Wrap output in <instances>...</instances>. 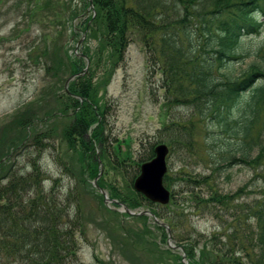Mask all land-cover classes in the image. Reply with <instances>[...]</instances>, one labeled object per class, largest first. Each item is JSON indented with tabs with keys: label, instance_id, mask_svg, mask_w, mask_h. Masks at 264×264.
<instances>
[{
	"label": "trees",
	"instance_id": "16d2710c",
	"mask_svg": "<svg viewBox=\"0 0 264 264\" xmlns=\"http://www.w3.org/2000/svg\"><path fill=\"white\" fill-rule=\"evenodd\" d=\"M92 1L94 8L89 0H82V13H73L72 19L85 17L82 35L86 32V38L96 39V50L87 41L81 48L93 67L71 80L68 91V77L87 66L86 58L76 52L71 56L59 38L44 39L39 51L32 48L37 51L36 65L42 64L53 86L59 88L52 90L53 102L44 106L42 116L31 106L16 113L11 122L15 136L0 146V264H81L77 239L86 228L82 201L85 196H96L88 180L98 176L100 160L128 174L136 162L121 156L123 146L113 158L106 148L109 106L103 100L136 39L147 51L152 75L162 72L161 88L171 106H186L198 117L191 125L193 130L197 123L202 125L204 161L213 169L210 174L197 173L178 181L167 173L164 183L172 198L166 205L153 203L134 189L140 166L154 156L155 144L174 145L180 125L173 121L165 127L169 137L151 145L135 163L129 192L112 188L110 197L135 211L151 209L177 239L182 232L180 216H189L180 215V190L196 216H210L217 222L210 234L195 229L189 236L180 234L178 240L185 241L193 264H264V49H243L245 37L264 27V0ZM87 12L92 13L86 17ZM248 57L253 60L241 70L238 65ZM60 117L65 122L59 128L56 123L43 131L33 128L37 122L48 124ZM183 128L181 136L188 137L194 147L192 131ZM55 138L65 155L78 154L79 173L66 194L62 178L48 177L41 163L45 149H57ZM24 154L28 166L22 165ZM58 159L67 170L63 157ZM236 165L254 169L251 182L235 192L218 190L214 174ZM49 179L53 184L48 189ZM99 184L108 187L102 179ZM136 217L145 224L140 235L150 232L146 225L150 218ZM156 227L168 236L163 226Z\"/></svg>",
	"mask_w": 264,
	"mask_h": 264
},
{
	"label": "rangeland",
	"instance_id": "374dc122",
	"mask_svg": "<svg viewBox=\"0 0 264 264\" xmlns=\"http://www.w3.org/2000/svg\"><path fill=\"white\" fill-rule=\"evenodd\" d=\"M82 10V0H0V146L15 136L11 122L16 113L31 106L32 110L42 116L44 106L53 102L52 90H58L59 87H54L42 64L36 65L37 51L34 53L33 49H38L39 45L40 49L43 48L44 39L52 42L59 38L60 44L72 56L78 41L83 38L82 22L85 20V17L72 19V15L75 12L82 13ZM91 13L87 12L86 17ZM86 37L81 44L82 50L87 42L91 49L96 50V39ZM260 47L264 49V27L258 34L245 37L243 42V49L248 52ZM252 60V57H248L238 67L242 70ZM92 67L91 63L90 69ZM162 78V72L152 75L147 51L143 43L136 39L130 44L126 62L115 72L103 99L109 106L106 148L113 152V158L116 154L120 155L119 148L123 146L125 152L121 156L128 155L137 162L146 156L151 145L169 137L171 133L165 132V127L174 121L180 125V131L175 132L174 145H169L172 151L167 158L168 174L177 177L178 181L197 173H212L213 166L204 161L201 146L203 127L197 123L193 130L191 125V122L194 124L198 121V117L186 106H171L165 89L161 88ZM64 122L65 119L60 117L48 124L37 122L33 128L43 131L53 123L59 128ZM184 126L193 133L194 147L190 146L188 137L181 136ZM54 137H57V132ZM55 140L57 149H45L41 163L48 177L62 178L61 189L66 194L74 186L75 177L79 173L78 154L65 155L64 149L60 151L58 138ZM60 155L68 166L67 170L58 159ZM23 156L22 165H27L28 158L26 154ZM100 161L102 175L98 183L101 179L107 183L108 195H111L112 188L128 193L129 178L137 171L136 162L128 174L120 172L106 161ZM253 174V168L236 165L221 175L214 174L215 184L220 191L235 192L239 187L249 184ZM51 179L46 181L48 189L53 184ZM95 179H89L88 185L96 189V196H85L82 201L86 228L85 235L79 233L77 239L81 264H193L185 252V241L178 240L182 236L180 234L189 236L194 233L193 229L210 234L217 226V222L210 216H196L185 199V193L178 190L180 215L182 212L189 215L188 219L180 216L179 230L182 232L178 234L179 237L176 239L175 233L171 231L173 241L170 242L169 236L165 238L157 230L153 219H148L146 224L150 232L140 235L145 230L143 221L135 215L121 212L119 205L106 204L94 184ZM99 195L101 201L97 197ZM71 211H75V206L71 207ZM116 238L125 240L119 243ZM174 246H181L184 250ZM183 254H186L184 260Z\"/></svg>",
	"mask_w": 264,
	"mask_h": 264
},
{
	"label": "water",
	"instance_id": "95a60500",
	"mask_svg": "<svg viewBox=\"0 0 264 264\" xmlns=\"http://www.w3.org/2000/svg\"><path fill=\"white\" fill-rule=\"evenodd\" d=\"M89 1H90V7L94 8L93 1L92 0H89ZM85 37H86V32H85L83 38H81L78 41L76 52L79 56L86 58L87 66L80 73L73 74L67 79L66 84H65V89L67 91L69 90L68 86H69L70 81L73 80L74 78H76L77 76L85 74L89 69V66H90L89 57L86 56L82 51H80V49L82 47L81 44H82ZM169 152H170V148L166 143H158L154 147V153L155 154H154L153 158H151L150 160L145 161L141 164L140 173L135 178L134 183H133L134 189L137 192L143 194L147 199H149L153 203L166 205V204L170 203V201H171L172 192L164 184V177L168 171L167 157L169 155ZM100 164H101V161H100ZM100 175H102V169H100L99 175L95 179L94 184H95L96 188L102 193V195L104 197V202L106 204L115 203V204L120 206L119 210L121 212L127 213L129 215H135V216L136 215H147V216H149L150 218L153 219V221L155 223L166 228V230L168 231V236H169L170 242L173 241L169 225L166 224L165 222L161 221L159 219V217L152 210L143 209L141 211H133L125 203L119 201L118 199L111 198L108 195L106 189L98 183V179H99ZM174 247L175 248L179 247L181 250H184L183 247H181V246H174ZM185 258H186V254H183V260ZM183 263H184V261H183Z\"/></svg>",
	"mask_w": 264,
	"mask_h": 264
}]
</instances>
